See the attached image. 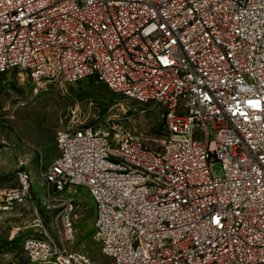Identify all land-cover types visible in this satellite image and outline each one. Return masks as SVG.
Instances as JSON below:
<instances>
[{
  "label": "built area",
  "instance_id": "1",
  "mask_svg": "<svg viewBox=\"0 0 264 264\" xmlns=\"http://www.w3.org/2000/svg\"><path fill=\"white\" fill-rule=\"evenodd\" d=\"M76 83L161 108L157 148L59 129L40 168L83 187L106 262L74 250L75 198L48 193L23 236L31 264H264V0H0V74ZM0 212L33 203L22 158ZM58 202V206H55Z\"/></svg>",
  "mask_w": 264,
  "mask_h": 264
},
{
  "label": "rangeland",
  "instance_id": "2",
  "mask_svg": "<svg viewBox=\"0 0 264 264\" xmlns=\"http://www.w3.org/2000/svg\"><path fill=\"white\" fill-rule=\"evenodd\" d=\"M161 108L141 104L112 92L92 78L65 84L31 80L17 71L0 75V189L16 183L15 166L22 158L30 170L33 203L0 212V264H31L21 249L22 238L46 214L48 193L56 200L75 198V238L71 245L95 263L106 262L92 239L94 211L83 187L52 194L43 186L40 168L57 153L59 129L91 125L110 134L128 136L144 146L157 148L162 138ZM58 206V202H55Z\"/></svg>",
  "mask_w": 264,
  "mask_h": 264
},
{
  "label": "crops",
  "instance_id": "3",
  "mask_svg": "<svg viewBox=\"0 0 264 264\" xmlns=\"http://www.w3.org/2000/svg\"><path fill=\"white\" fill-rule=\"evenodd\" d=\"M55 144H56V143H55ZM56 147H57V146H56ZM57 154H58V148H57V153H56V155H57ZM56 155H55V156H56ZM55 156L53 157V159L55 158ZM53 159H52V160H53ZM50 162H51V161H50ZM49 164H50V163H49ZM49 164H48V165H49ZM48 165H47V166H48ZM47 166H41V168H46ZM26 169H27V168H26ZM27 170H28V169H27ZM28 172H29V174H30V170H28ZM92 226H93V224H92Z\"/></svg>",
  "mask_w": 264,
  "mask_h": 264
},
{
  "label": "trees",
  "instance_id": "4",
  "mask_svg": "<svg viewBox=\"0 0 264 264\" xmlns=\"http://www.w3.org/2000/svg\"><path fill=\"white\" fill-rule=\"evenodd\" d=\"M1 74H3V73H1ZM1 74H0V75H1Z\"/></svg>",
  "mask_w": 264,
  "mask_h": 264
}]
</instances>
